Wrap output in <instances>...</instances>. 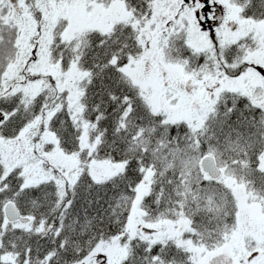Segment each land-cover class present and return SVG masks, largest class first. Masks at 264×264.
<instances>
[{
	"label": "snow or ice",
	"instance_id": "obj_1",
	"mask_svg": "<svg viewBox=\"0 0 264 264\" xmlns=\"http://www.w3.org/2000/svg\"><path fill=\"white\" fill-rule=\"evenodd\" d=\"M0 264H264V0H0Z\"/></svg>",
	"mask_w": 264,
	"mask_h": 264
}]
</instances>
